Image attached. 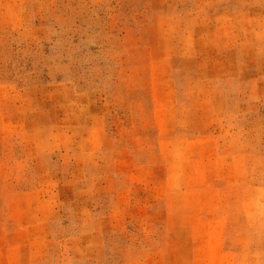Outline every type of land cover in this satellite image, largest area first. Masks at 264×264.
Wrapping results in <instances>:
<instances>
[{"label":"rangeland","instance_id":"rangeland-1","mask_svg":"<svg viewBox=\"0 0 264 264\" xmlns=\"http://www.w3.org/2000/svg\"><path fill=\"white\" fill-rule=\"evenodd\" d=\"M0 264H264V0H0Z\"/></svg>","mask_w":264,"mask_h":264}]
</instances>
